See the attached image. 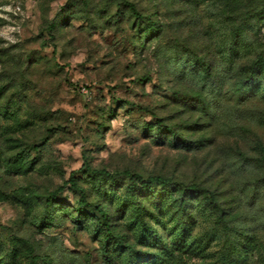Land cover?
I'll list each match as a JSON object with an SVG mask.
<instances>
[{
  "label": "rangeland",
  "instance_id": "374dc122",
  "mask_svg": "<svg viewBox=\"0 0 264 264\" xmlns=\"http://www.w3.org/2000/svg\"><path fill=\"white\" fill-rule=\"evenodd\" d=\"M259 56L264 0H0V264H264Z\"/></svg>",
  "mask_w": 264,
  "mask_h": 264
},
{
  "label": "trees",
  "instance_id": "16d2710c",
  "mask_svg": "<svg viewBox=\"0 0 264 264\" xmlns=\"http://www.w3.org/2000/svg\"><path fill=\"white\" fill-rule=\"evenodd\" d=\"M235 32H236L235 34L238 33L237 31H235ZM257 60H258V61H257V63H256V66L262 68V67L264 66V60H263L262 56H259ZM255 79H256V75L253 76V78L250 80V82H249L248 84H251V82H252V84H253L254 81H255ZM3 110H4L3 108H0V111H3ZM4 115H5V113H4ZM4 115H3V116H4ZM85 170H86L87 173H91V174H94V175L104 176V177H107V178L111 177V176L109 175V173H107V172L104 171V170H102V171L92 170L90 167H86ZM121 175L124 176V177H126V178H129L131 181H133V183H134L133 186L138 185V184H139V185H142L143 188H145V190H147L148 193H152V189H153V187H154L156 184H158L159 186H165V187H168V186L170 187V186H171V184L167 183V182L164 181V180L158 179V178H156V179H148L147 181H144L141 177L131 175L130 173H128V172H126V171L123 172ZM69 183H70L73 187H75L76 189H78V191L80 192V195H81V201H83V203H84L85 192H84L82 189L79 188V186L77 185V180H76V178H75L74 176H71V177H70ZM136 187H137V186H136ZM136 187H133V188L131 187V188H130V189L132 190V192L135 191V188H136ZM169 187H168V188H169ZM188 188H190V190H187V191H190V193H191L192 195H194V197H197L196 195H198V194L200 193V191L197 190L195 187H188ZM169 191H170V192H173V189H169ZM185 192H186V191H185ZM57 193H59V192H56V194H57ZM181 206L184 208L183 204H181ZM104 221H106V219H105ZM105 233H106L108 236H111V232H110L109 227L105 229ZM107 238H108V237H107ZM109 238H113V237H109ZM109 240H110V239H109ZM114 243H115L116 245H120L119 242H114ZM131 264H132V262H131Z\"/></svg>",
  "mask_w": 264,
  "mask_h": 264
}]
</instances>
